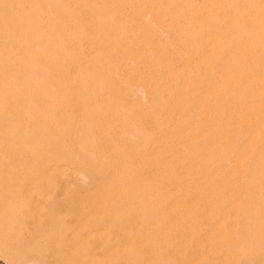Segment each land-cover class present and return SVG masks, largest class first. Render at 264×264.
Here are the masks:
<instances>
[{
  "label": "bare ground",
  "instance_id": "bare-ground-1",
  "mask_svg": "<svg viewBox=\"0 0 264 264\" xmlns=\"http://www.w3.org/2000/svg\"><path fill=\"white\" fill-rule=\"evenodd\" d=\"M102 36L103 60L86 59L89 47L76 61L0 59V172L55 173L66 161L99 190L88 214L101 221L124 216L121 204L127 219L152 220L160 188L174 196L167 221L220 209L212 249L220 263L251 264L243 247L264 246V0H103ZM147 191L157 212L134 209ZM186 191L196 195L184 213ZM263 252H253L262 264Z\"/></svg>",
  "mask_w": 264,
  "mask_h": 264
},
{
  "label": "rangeland",
  "instance_id": "rangeland-1",
  "mask_svg": "<svg viewBox=\"0 0 264 264\" xmlns=\"http://www.w3.org/2000/svg\"><path fill=\"white\" fill-rule=\"evenodd\" d=\"M149 22H151V20ZM156 27L154 26L152 28L151 26L153 33L160 37L163 33L160 34L159 30L162 29H160V27L156 29ZM155 31L159 34H156ZM97 35L100 36L98 37ZM102 35L103 0H0L1 60L8 59L7 61H20L22 59V61L36 60L37 62L44 60L49 61L51 59L53 61L58 59H63L64 61L68 59V61H71L73 59L76 61V59H85L81 54H87L85 50L88 49V47V54L90 55L86 57V59L103 60V50H101L103 48H99V46L103 47V45L101 46V44H103ZM38 48L39 50H37ZM83 48H85V52H81ZM91 48L92 50H90ZM93 49H95V51ZM99 50L101 52H99ZM91 51L97 53L94 55ZM28 52L30 54L33 53L28 55ZM50 52L51 54H48ZM53 52L55 54L62 52L63 55L57 54L58 56H54ZM21 53H28V56L26 54V56H22ZM67 53H71V56ZM76 53L78 54L76 55ZM98 53H101L102 56H97ZM169 62L172 63V61ZM174 64L175 62H173L172 65ZM174 67H176V64ZM138 89L139 95L137 92L136 94L142 96L144 90L142 89L141 91L140 87ZM135 90L137 91V88H135ZM133 94L135 95V98L133 97L134 100L139 101L140 97L137 100L136 97L138 96L135 92ZM144 94L145 92L143 95ZM144 96V99L141 98L142 102L139 101L141 104L147 98V95ZM146 102L147 100L144 103ZM246 133H248V130ZM245 134L244 136L248 135ZM132 139L133 138H131V140ZM65 162L61 160L55 163L58 164L56 165L58 169L60 168L59 170L57 169L59 172L55 171V173L41 172V174L38 173V175H35L34 173L29 174V172H0V264H217L218 262V264H224V262L220 263L222 260L220 259L221 255L219 256V253L214 252V248L212 249L215 245L211 243L210 239H212L213 234L210 231L211 225H208L211 224L209 218H212L215 212H219L220 209H218L219 211L217 209L211 210L208 205L207 208L209 211L211 210V212H208L207 208L205 209L206 213L208 212L209 215L208 220H205L206 222L203 219L201 220L199 216V219L196 217L198 211L195 213L193 212L194 215L192 219L185 220L186 218H184L181 221L182 218L180 219L179 217L176 220L169 219L167 221L161 218L160 215L161 212L164 211L162 208H165L164 204H166L168 198L170 197L169 201H172L174 196H171L172 192H163L164 194L166 193L168 197H165V201L164 199L161 200L159 196L163 195L162 198H164V194L161 193L163 189L161 190L160 188L158 189V192H160V194L158 193L159 196H156L157 199L156 197L154 198L158 200L159 203H164L163 206L161 204L160 207V204L154 198L153 200L156 202L153 205V200H148L150 192L147 191L149 194L144 192L146 194L143 193V196H141L142 194L140 195L142 197L140 202H144L143 199L147 196L144 200H146L149 205L147 206L146 202H144L145 205L142 204L141 206L140 203L139 206H136L138 208H134L136 211H139L140 208H142L143 211L145 208H148L147 210L145 209V211L153 210L155 212L156 209L160 207L159 209L161 210H157L158 212L156 211L157 215H154L152 220L148 217L146 218L150 220V222L146 219V222L141 219V221L143 220L144 222L142 223L138 220V223L137 220L130 219V221L127 219L130 218L127 215H129L128 213L131 212V209L126 204H124L126 207L123 204L120 205L121 207L124 206L122 208L120 206L116 207V210L118 208V212L121 209L124 212L120 210V213L122 212L124 216H127L126 218V216L124 217L120 214L119 218L122 222L119 218L115 219L120 221L117 224H114L116 223L115 220L112 222L101 221L100 216L94 218L88 214L93 206L95 207L93 202L99 198V190L92 189L88 186L85 175L83 176L80 170L75 171L77 170L76 167L73 170L74 165ZM61 170L64 172L62 173ZM72 172H74V174ZM76 173H78L80 177ZM80 173L82 175H80ZM81 176L82 180L80 179ZM83 177H85L86 180ZM83 181H86L84 184L87 185L89 189L81 183ZM129 192H132L133 196V191L131 189ZM129 192L127 191L128 194H126L128 200L124 199L125 203L126 201L129 203L132 197L129 198L131 195V193L129 195ZM186 193H176V197H180L178 203L180 208L183 207L181 210L182 212L184 211V213L189 210L188 206H190L189 202L186 200L192 197V199H195L194 195H196L190 191H186ZM190 195L192 196L190 197ZM89 196H91V198ZM181 198L185 201L183 202ZM90 199L91 201H89ZM169 201L167 202L170 204ZM262 202L263 201L260 203ZM169 204H166V206ZM186 205L187 207H185ZM154 206L159 207H155L154 209ZM197 206L198 208H202V206ZM262 206L264 207V204H261L258 208L261 209ZM149 207L151 208L149 209ZM181 210H179V212H181ZM123 217L126 220H123ZM155 217L157 219L160 218V220H158L160 224L156 223L157 219ZM188 220L191 221L192 225H189L190 221ZM239 220L237 225L233 226L235 230L238 228V232L234 231L236 234H240V231L242 233L241 228L243 225L240 223L243 224V221H241L240 218ZM152 221L154 222L151 223ZM195 221H200L201 223L195 224ZM105 225L109 226L106 228ZM138 226H143L145 230L142 229L143 227H140L143 230L141 231L140 228L138 229ZM198 227L204 228L203 231H199L200 229H198ZM207 230H209V232ZM241 236L240 234L241 240L245 239ZM208 242L210 243L207 244ZM259 242L261 244L262 240ZM260 244L254 245V248L256 247L255 249L250 246L252 249L249 247L250 250L248 253L243 247L242 251H244V253L241 252L245 254L244 259L247 261L250 259L249 263L262 264L256 261L260 258L259 255L264 250L263 243L261 246ZM148 245L151 248H149ZM257 246L261 247H259L260 249H258V252L256 251L258 248ZM152 248H154L155 251ZM229 248L235 250L234 247L230 246ZM229 248L228 251L232 254L233 252H231ZM208 249H212V251ZM260 250L262 251L260 252ZM252 251L255 252L256 257V254H258V259H256ZM229 252L226 253L227 256H230V254H228ZM217 258L220 259V261H218ZM212 261H214V263H212ZM243 262L245 263V260ZM243 262L241 261L240 264ZM228 263L229 262H227V264Z\"/></svg>",
  "mask_w": 264,
  "mask_h": 264
}]
</instances>
